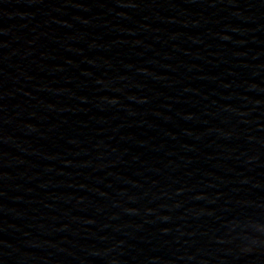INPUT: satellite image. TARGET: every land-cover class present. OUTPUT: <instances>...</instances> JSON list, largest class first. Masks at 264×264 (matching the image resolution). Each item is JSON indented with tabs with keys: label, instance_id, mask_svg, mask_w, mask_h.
<instances>
[{
	"label": "water",
	"instance_id": "95a60500",
	"mask_svg": "<svg viewBox=\"0 0 264 264\" xmlns=\"http://www.w3.org/2000/svg\"><path fill=\"white\" fill-rule=\"evenodd\" d=\"M0 264H264V0H0Z\"/></svg>",
	"mask_w": 264,
	"mask_h": 264
}]
</instances>
